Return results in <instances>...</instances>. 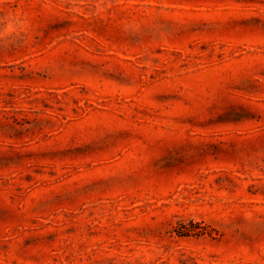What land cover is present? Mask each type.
I'll use <instances>...</instances> for the list:
<instances>
[{
	"label": "rangeland",
	"instance_id": "374dc122",
	"mask_svg": "<svg viewBox=\"0 0 264 264\" xmlns=\"http://www.w3.org/2000/svg\"><path fill=\"white\" fill-rule=\"evenodd\" d=\"M0 264H264V0H0Z\"/></svg>",
	"mask_w": 264,
	"mask_h": 264
}]
</instances>
